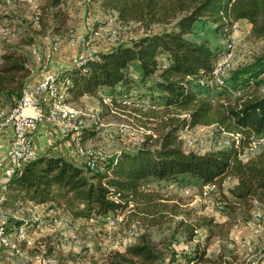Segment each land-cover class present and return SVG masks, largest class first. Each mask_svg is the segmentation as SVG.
Wrapping results in <instances>:
<instances>
[{
    "label": "trees",
    "instance_id": "16d2710c",
    "mask_svg": "<svg viewBox=\"0 0 264 264\" xmlns=\"http://www.w3.org/2000/svg\"><path fill=\"white\" fill-rule=\"evenodd\" d=\"M97 1V19L98 11L105 16L112 12L118 22H134L140 30L129 40L109 42L108 47L98 49L97 57L82 67L70 63L63 67L57 78L63 83L66 100L82 95H98L102 100V94L120 104L139 96V102L147 99L162 107L166 116L161 128L105 158L104 170L90 169L83 161L76 163L61 154L36 156L7 179L0 205L8 200L48 204L68 212L75 221L104 223L107 213L121 212L128 203L139 206L148 202V181L192 178L222 190L225 214L249 218L253 209L264 210V145L252 148L253 140L264 134V78H260L264 51L233 77V84L225 82L211 93L208 74L220 48L196 31L209 24L216 34L227 37L234 22L244 19L251 36L264 41V0ZM66 2L4 0L15 8L3 18L12 23L17 16L24 23V29L15 33L18 40L0 51V109L4 115L16 105L30 76L26 48L33 43L34 34L58 33L64 28ZM24 4L30 14L18 17ZM5 102L10 104L7 109ZM197 125H214L217 131L237 137L229 136L217 148L187 149L179 131ZM83 139L84 130L80 141ZM245 152L247 156H243ZM226 181L230 184L225 185ZM144 205V212L149 211V205ZM179 223L184 224L187 243L195 240L193 244L171 248L162 256L142 235L112 251L107 264H231L207 251L206 244L217 234L213 226L221 225L213 217ZM202 228L205 232L199 234Z\"/></svg>",
    "mask_w": 264,
    "mask_h": 264
},
{
    "label": "rangeland",
    "instance_id": "374dc122",
    "mask_svg": "<svg viewBox=\"0 0 264 264\" xmlns=\"http://www.w3.org/2000/svg\"><path fill=\"white\" fill-rule=\"evenodd\" d=\"M14 8L0 0V51L8 43H15L18 40L15 33L24 29V23L17 16L12 23L8 18H3ZM98 8L97 0H67L65 9L68 19L64 28L58 33L47 31L45 35L34 34L33 43L26 48L29 68L40 69L44 64L34 60V46L42 52L55 44L52 58L63 57L64 64H68L77 50L87 47L97 51L108 47L113 31L123 40H129L139 33V25L134 22L122 24L116 19H97L95 10ZM19 10L22 12L18 17L30 14L26 4ZM8 23L12 24L11 28ZM234 24L233 32L227 37L216 34L209 24L196 30L200 35L208 37L220 50L231 48L232 56L224 72L225 82L230 85L233 84V77L244 67L255 63L264 51V41L251 36L246 20L241 19ZM72 39L76 41L74 45L70 44ZM81 39H84V44ZM22 51L26 52L24 47ZM239 76L243 77V74ZM260 78H264V73L260 74ZM209 85L211 93L217 91L214 88H219ZM261 87L264 93V81ZM139 101L138 96L120 104H106L98 95H82L75 100L67 99L66 103L76 111L77 120L84 125L86 139L81 141L82 145L100 148L105 159L121 148L131 147L138 138L159 132L166 116L162 107ZM4 104L6 109L9 108L8 102ZM179 137L185 148L197 151L217 148L229 140V135L217 131L214 125L181 129ZM262 145L264 142L258 144ZM247 155L248 152H245L243 156ZM229 184L230 181H226L225 185ZM201 186L200 182L192 178H183L177 182L148 181L145 191L151 199L141 202L139 206L128 203L122 210V221L114 227H106L96 219L89 222L72 220L67 223L61 211L57 212L55 207L30 202L15 203L8 200L0 207L7 215L5 233L9 243L23 248L27 253V257H21L18 264L31 262L35 256L55 259L60 264H107V257L112 251L122 249L142 235L156 245L162 256H167L171 248L180 249L195 241L187 243L184 224L179 221L193 222L205 216L213 217L215 222L221 224L213 226L217 234L206 244L211 255L219 260L226 259L231 264H264V210L258 207L253 209L249 218L240 214L232 217L222 212L221 206L226 199L222 190L215 188L204 196L201 194ZM146 203L150 210L144 212L142 207ZM19 223H24L20 227L22 235H19L18 227L13 236L12 225ZM131 230L135 232L130 234ZM204 232L205 229H198L199 234Z\"/></svg>",
    "mask_w": 264,
    "mask_h": 264
},
{
    "label": "built area",
    "instance_id": "2783aa9c",
    "mask_svg": "<svg viewBox=\"0 0 264 264\" xmlns=\"http://www.w3.org/2000/svg\"><path fill=\"white\" fill-rule=\"evenodd\" d=\"M96 14L99 18L103 17L107 19V21L116 19V14L112 12L108 13L106 16L102 15L101 11H98ZM234 26L235 24H233L232 27ZM81 41L82 44L85 43L84 39H81ZM109 41L113 44L124 40L120 38L117 32L113 31L109 37ZM75 42L76 41L72 39L70 44L74 45ZM52 48H55V44L40 52L34 46L32 48L34 60L40 63L51 61L53 53ZM95 52L96 51L87 47L77 50L71 56L70 64L76 67H82L88 60L97 57ZM231 56V48L222 49L218 52L212 64L211 71L208 74L210 83L217 86L225 84L224 72ZM57 77L56 73H49L34 85L26 84L22 89L21 96L17 100L16 105L7 115H4L3 110L0 109V131L7 126H9L12 131V136L6 151L7 164L3 167V172L7 179L18 172L26 162L36 157L33 148V137L41 120L55 124L58 129L64 133H72L74 135L75 153L82 158L86 166L90 169L104 170L103 151L100 148H88L82 145L80 135L84 130V125L80 120H77L76 111L66 103L63 83L59 82ZM101 97L104 103L111 104L107 96L101 95ZM142 103L149 104L147 99H143ZM26 110H30L31 112H26ZM226 134L234 138L237 137L236 134ZM143 140L144 137L138 138L135 143L138 144ZM262 142H264V134L253 140L252 148ZM201 187V194L204 196L215 189L214 184L211 183L203 184ZM2 199L3 195L0 197V201ZM55 209L57 212L61 211V215L65 222L70 223L73 220L68 212L62 211L57 207H55ZM122 218L123 213L119 211L107 213L103 219L106 227H114L122 221ZM7 221V215L0 207V244L2 245H12V243H9L5 233ZM36 226H39V224ZM19 230V235H22V229L20 228ZM133 232L134 231L131 230L129 233L133 234ZM42 260L45 261V258ZM46 260L51 261L52 259L47 258Z\"/></svg>",
    "mask_w": 264,
    "mask_h": 264
},
{
    "label": "crops",
    "instance_id": "0c3cea01",
    "mask_svg": "<svg viewBox=\"0 0 264 264\" xmlns=\"http://www.w3.org/2000/svg\"><path fill=\"white\" fill-rule=\"evenodd\" d=\"M65 60L63 57L58 56L56 59L52 58L49 62H43L41 68L38 69H30V76L28 77L26 84L34 85L40 79H42L46 74L56 73L57 75L61 71V69L69 64H64ZM26 112H31L30 110H26ZM12 136V131L9 126L4 127L0 131V197L4 195L5 192V182L7 181V177L3 172V167L7 164V155L6 151ZM58 139V140H56ZM54 140V141H53ZM33 148L36 156L41 154H54V155H64L68 159L73 160L76 163H81L82 158L79 157L74 150V135L72 133L67 134L58 129V127L50 122L45 120H41L38 129L33 137ZM200 182V181H198ZM39 205V204H36ZM49 206L48 204H41ZM24 223L12 225V234L15 235V230ZM26 251L23 248H18L15 244L6 246L0 245V264H18V261L21 257H27ZM53 258V257H52ZM43 257L39 258L35 256V258L26 264H60L57 260L52 259L51 261L42 260Z\"/></svg>",
    "mask_w": 264,
    "mask_h": 264
}]
</instances>
